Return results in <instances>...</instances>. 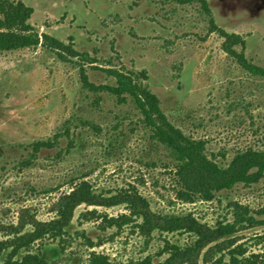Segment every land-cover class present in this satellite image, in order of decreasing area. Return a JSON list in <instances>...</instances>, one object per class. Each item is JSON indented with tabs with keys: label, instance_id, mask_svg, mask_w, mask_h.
I'll use <instances>...</instances> for the list:
<instances>
[{
	"label": "rangeland",
	"instance_id": "rangeland-1",
	"mask_svg": "<svg viewBox=\"0 0 264 264\" xmlns=\"http://www.w3.org/2000/svg\"><path fill=\"white\" fill-rule=\"evenodd\" d=\"M21 1L33 9L28 22L39 43L0 50V223L15 224L23 209L50 219L52 203L81 177L104 195L134 186L153 209L189 212L210 225L229 217L233 201L264 219L258 214L264 177L209 201L179 200L170 157L149 138L132 100L119 103L86 86L114 84L109 68L130 74L158 97L175 126L205 141L207 155L220 164L238 150L264 148V77L242 69L211 25L239 35L244 43L235 50L264 68V0ZM42 34L66 48H52ZM37 141L49 146L34 151ZM89 209L76 208L69 232L85 229L93 238L111 233L80 219ZM96 209L125 212L122 206ZM262 233L264 224L241 231L237 243L257 252L261 246L252 239ZM163 239L184 243L188 237L154 233L146 245L125 230L93 249L126 260L154 253ZM78 242L65 253L49 243L43 254L60 264H82L86 251Z\"/></svg>",
	"mask_w": 264,
	"mask_h": 264
},
{
	"label": "trees",
	"instance_id": "trees-1",
	"mask_svg": "<svg viewBox=\"0 0 264 264\" xmlns=\"http://www.w3.org/2000/svg\"><path fill=\"white\" fill-rule=\"evenodd\" d=\"M33 9L21 0H0V50H12L26 46H36L39 37L31 33L28 22ZM212 28L224 38V51L245 71L264 77V68L252 63L243 51L235 46L244 40L235 33H228L211 20ZM43 40L54 49H65L59 40L42 34ZM70 52H74L69 48ZM75 55V53H73ZM114 78V84L93 85L86 83L94 91H107L119 103L129 97L141 115V122L149 130V138L161 145L170 157L176 197L182 202L212 200L224 190L237 184L251 185L264 177V148L248 147L236 151L224 164L206 153L205 141L193 139L175 126L160 108L158 97L139 80L117 69H106ZM49 144L37 141L33 150ZM92 207L80 214L81 220L94 221L102 232L112 229L107 235L89 236L85 229L70 233L77 207ZM122 206L125 212L109 215L96 207L111 208ZM229 217L210 225L197 219L192 213H170L155 210L148 199L134 186L120 188L104 195L96 191L93 183L84 177L70 181L69 190L60 194L52 203L53 216L39 220L23 209L17 222L0 223V264H60L49 260L43 249L55 243L62 253L79 239L77 248L85 249L82 264H264V233L255 235L252 244L261 246L259 251H248L246 243L238 242V233L264 224L250 209L236 201L228 204ZM264 212V209L258 212ZM129 230L142 237L147 245L154 233L186 234L184 243L163 239L154 253L120 260L96 251L121 232Z\"/></svg>",
	"mask_w": 264,
	"mask_h": 264
}]
</instances>
